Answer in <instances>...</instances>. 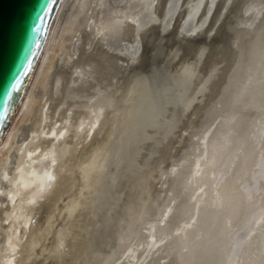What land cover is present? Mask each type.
I'll return each mask as SVG.
<instances>
[{
  "label": "bare ground",
  "instance_id": "6f19581e",
  "mask_svg": "<svg viewBox=\"0 0 264 264\" xmlns=\"http://www.w3.org/2000/svg\"><path fill=\"white\" fill-rule=\"evenodd\" d=\"M53 20L0 134V264H264V0Z\"/></svg>",
  "mask_w": 264,
  "mask_h": 264
},
{
  "label": "water",
  "instance_id": "95a60500",
  "mask_svg": "<svg viewBox=\"0 0 264 264\" xmlns=\"http://www.w3.org/2000/svg\"><path fill=\"white\" fill-rule=\"evenodd\" d=\"M59 0H0V134L40 61Z\"/></svg>",
  "mask_w": 264,
  "mask_h": 264
},
{
  "label": "clouds",
  "instance_id": "9594fccd",
  "mask_svg": "<svg viewBox=\"0 0 264 264\" xmlns=\"http://www.w3.org/2000/svg\"><path fill=\"white\" fill-rule=\"evenodd\" d=\"M96 125L99 126V121H96ZM55 135V134H53ZM67 132H61L62 137H67ZM22 153L23 161L21 164L25 163L24 157H27L28 161H31L33 157H36L39 159L40 154L36 151L29 152V153ZM59 167H60V160L56 156L55 158H52L50 160H47L44 162V168H45V175L46 177L50 174L53 179L49 181L43 188L39 184L32 185L31 189L28 192V195L36 194V200L34 201L35 204L42 203L48 196V194L51 192L53 188L57 185L59 182ZM7 179V177H6ZM19 188V185L17 186ZM7 195V193H5ZM17 254V259H19L18 250L15 251ZM7 264H16V260L7 261Z\"/></svg>",
  "mask_w": 264,
  "mask_h": 264
},
{
  "label": "snow or ice",
  "instance_id": "6c2138e0",
  "mask_svg": "<svg viewBox=\"0 0 264 264\" xmlns=\"http://www.w3.org/2000/svg\"><path fill=\"white\" fill-rule=\"evenodd\" d=\"M53 179V177L49 174L47 177H46V180H45V185L51 181ZM34 203V202H33Z\"/></svg>",
  "mask_w": 264,
  "mask_h": 264
}]
</instances>
